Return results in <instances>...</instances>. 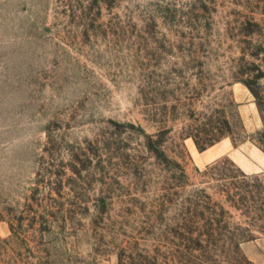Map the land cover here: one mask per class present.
<instances>
[{"label": "rangeland", "instance_id": "obj_1", "mask_svg": "<svg viewBox=\"0 0 264 264\" xmlns=\"http://www.w3.org/2000/svg\"><path fill=\"white\" fill-rule=\"evenodd\" d=\"M0 264H264V0H0Z\"/></svg>", "mask_w": 264, "mask_h": 264}, {"label": "crops", "instance_id": "obj_2", "mask_svg": "<svg viewBox=\"0 0 264 264\" xmlns=\"http://www.w3.org/2000/svg\"><path fill=\"white\" fill-rule=\"evenodd\" d=\"M221 151H223L221 148L216 149V150L212 151V152L209 154V156L214 155V154H216V153H219V152H221Z\"/></svg>", "mask_w": 264, "mask_h": 264}]
</instances>
